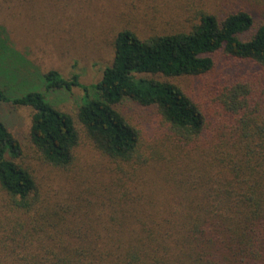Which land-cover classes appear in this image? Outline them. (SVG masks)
Here are the masks:
<instances>
[{
	"label": "trees",
	"instance_id": "obj_1",
	"mask_svg": "<svg viewBox=\"0 0 264 264\" xmlns=\"http://www.w3.org/2000/svg\"><path fill=\"white\" fill-rule=\"evenodd\" d=\"M164 1L133 6L97 82L45 73L48 89H82L77 117L41 91L0 87V100L34 109L30 138L45 163L72 167L83 137L118 163L106 191L89 189L110 203L105 234L97 224L18 240L13 214L19 223L50 207L0 116V264H264V0ZM219 55L249 68L206 105L169 79L203 76ZM127 100L153 110L150 135L119 108Z\"/></svg>",
	"mask_w": 264,
	"mask_h": 264
},
{
	"label": "rangeland",
	"instance_id": "obj_2",
	"mask_svg": "<svg viewBox=\"0 0 264 264\" xmlns=\"http://www.w3.org/2000/svg\"><path fill=\"white\" fill-rule=\"evenodd\" d=\"M158 1L0 0V87L12 96L31 90L41 91L49 102L77 117L82 89L78 86L71 92L48 89L45 73L56 69L67 78L79 74L83 83L97 82L104 68L113 60L116 35L124 24H129L126 19L132 18L136 9L133 6L157 4ZM166 1L170 7L176 2ZM153 27L160 28L156 24ZM248 68L247 64L219 55L214 68L203 76L169 79L206 105L207 99L213 97L219 87L246 74L244 72ZM154 76L165 78L161 74ZM119 108L131 123L140 127L147 136L151 134L149 132L155 126L152 109L142 108L128 100ZM33 112L30 106H13L0 100V116L19 138L23 149V155L17 160L35 172L43 193L39 202L50 208L48 212L47 209H39L17 216L19 223L13 214L7 221L8 228L15 226L19 229L18 240L29 229L33 232L32 237H43L45 243L51 240V234L68 237L79 226L85 230L98 224V230L105 234L103 225L110 222V203L106 198L97 200L89 189L100 187V191H106L105 187L112 184L113 168L118 163L92 147L85 137L77 149L76 162L72 167L56 168L45 163L38 157L30 138ZM139 180L130 182L132 187ZM41 211L45 212L44 216Z\"/></svg>",
	"mask_w": 264,
	"mask_h": 264
}]
</instances>
